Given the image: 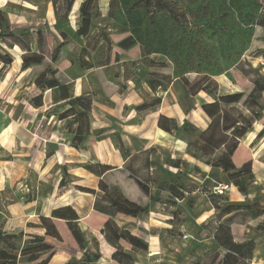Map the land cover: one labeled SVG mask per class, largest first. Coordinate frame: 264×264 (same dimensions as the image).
Listing matches in <instances>:
<instances>
[{
    "label": "rangeland",
    "instance_id": "rangeland-1",
    "mask_svg": "<svg viewBox=\"0 0 264 264\" xmlns=\"http://www.w3.org/2000/svg\"><path fill=\"white\" fill-rule=\"evenodd\" d=\"M56 1L59 14L63 15L70 0ZM83 1L85 0H75L70 12L69 22L74 30L82 20L79 9ZM124 1L88 0L95 29L108 33L112 42L107 48L103 43L95 55H90V62L97 64L103 49L106 48V52L111 51L112 61L119 62L105 67L104 70L116 86L113 83L103 86L101 70H95L96 66L89 69L79 67L78 64L83 62V59L77 56L82 53V46L73 35L61 43L63 39L60 31L54 27L55 17L47 16L49 8L53 5L50 0H8L1 6L9 19L15 22L12 25L24 23V26H34V31L36 28H42L48 41L42 63L24 71L13 65L17 56L23 52L22 49H8L7 45L0 44V52L8 51L14 57L11 65L0 62V131L3 132L8 127L19 133H29L28 130H31L37 134L35 142L39 143L42 138L49 140L47 152L55 151L56 144L52 142L57 139L59 133L67 131L68 120L59 119L64 104L57 103L59 98L56 90H46L43 93L44 105L39 110H35L36 107L31 104V99L41 92L34 80L44 70H50L48 76H56L62 82L72 81L71 79L77 77L83 78V82L80 81L84 86L83 94H88L85 96L94 100L93 106L99 104L117 115L122 114V106L121 103L115 105L110 93L117 89L122 90L125 84L129 85L124 70L125 64H129L130 72L135 76L132 82L143 101L158 96L164 97L169 93L175 96L180 104V101L185 99L183 76L189 77L191 83L200 81L201 86H208L216 95L214 91L211 94L201 90L197 95L188 98V101L196 104L192 110L191 123L198 131L173 133V136L185 141L187 145L189 141L199 140L202 130L208 127L206 123L209 125L211 122L202 109V101L212 102L218 95L243 92L239 102L224 107L250 126L233 157L238 165L252 159L253 175L241 179V185L247 189V193L244 194L236 186H232L225 195L215 196L216 182L230 183L228 175L218 167L208 164V161L214 159L213 156L200 155L197 159L187 152V158L192 161L187 167L183 166L186 172L180 182H183L190 192L185 193L184 199H175L168 193L161 192L160 198L166 202L150 201L155 213L149 212L147 215L166 222L167 213L168 223H161L165 228L142 230L141 235H159V254L151 256L149 249L145 252L135 250L124 238L121 239V245L134 257L132 264H264V134L257 137L264 129V92L255 91L253 85L254 80L264 74V0H164L184 13L178 21L170 17L166 8L156 5L155 0ZM128 11L136 14L132 19H139L142 30L153 28L159 35L172 31V39L165 41V37L160 38L165 46L164 53L156 52L144 57L142 43L133 41L135 45L126 47L119 44L131 36V18ZM62 27L64 28V25ZM47 28H50L51 33ZM172 41L177 43L173 46ZM197 41L202 44L201 47H196ZM34 49H37L36 45ZM189 52L197 54L192 53V58H188ZM54 53L57 54L56 58L53 57ZM90 62L85 60L84 63ZM151 73L161 76L163 87L166 89L158 87L155 91L151 90L153 96L144 89L148 88L146 81ZM126 109L128 108L124 109V113ZM201 111L205 113V117ZM143 118L144 113H139L135 119L141 121ZM105 132L106 129L97 130V137H103ZM219 134L218 132L217 136ZM66 135L70 143L71 136L67 133ZM113 136L116 144H121L124 150L122 135L116 132ZM2 140L4 139H0ZM130 143L126 145L128 151L144 146L140 140L132 139ZM1 149L0 145L2 174L6 170L4 164L11 155ZM170 158L172 157L168 151L161 146L152 147L134 154L127 162V167L149 185L151 194H155L160 192L157 191L161 181L158 177L166 175L167 170L169 172ZM176 158L182 157L177 155L174 159ZM17 166L10 165V171L19 174ZM151 166L154 169H151ZM194 166H199L202 172H196ZM172 170L174 173L170 174L175 177L179 175L178 169ZM24 180L31 191H37L38 179L34 171ZM48 188L43 186L41 191H47ZM12 198H15L12 189L0 191L1 227L4 225L5 205ZM257 210L259 214L255 217L253 211ZM147 215L138 217L144 222L148 219L145 218ZM221 223L230 226L236 242H251L246 258L237 255L225 257V249L217 244L214 237Z\"/></svg>",
    "mask_w": 264,
    "mask_h": 264
},
{
    "label": "trees",
    "instance_id": "trees-1",
    "mask_svg": "<svg viewBox=\"0 0 264 264\" xmlns=\"http://www.w3.org/2000/svg\"><path fill=\"white\" fill-rule=\"evenodd\" d=\"M53 3L54 13H55V24L54 27L59 30V34L62 37L64 43L69 36L73 35L75 40L81 44L82 53L77 57L83 59V62L79 63V67L84 69L93 68L94 66L109 67L112 61L111 51L106 52L105 49L107 45L111 44V38L108 33L100 32L95 29L92 22V11L88 0L82 2L79 11L82 14V20H80L79 27L74 30L70 25V12L75 0H70L65 8L63 15L59 14L57 8V1L50 0ZM123 2H125L123 0ZM156 5H161L168 11L170 17L178 21L180 17L184 15L183 12L179 11L173 4L164 0H155ZM131 21L130 29L131 36L125 38L119 44L126 47L135 45V42L142 43L144 47V57L156 52H163L165 46L160 41L165 37L167 39H172V31L167 34L159 35L155 29L142 30L139 19L134 20L133 17L136 14L132 11H128ZM129 19V16H128ZM64 25V28L62 27ZM34 26H14L12 25L8 14L6 11L0 7V44L7 45L8 49H12L15 46H19L22 51V70H27L34 66L42 63L44 56V49L47 46V36L42 28H36L34 31ZM49 33H51L50 28ZM169 33V34H168ZM35 35V36H34ZM13 40L11 43L9 41ZM131 40V41H130ZM135 41V42H133ZM105 43L106 48L100 52L98 56L97 64L90 62V55L96 54V51ZM177 42L172 41L171 44L174 46ZM36 45L37 49H34ZM196 47L198 45L201 47L200 42H196ZM104 48V47H103ZM162 50V51H160ZM106 52V53H105ZM192 53H187L188 58H192ZM88 54V55H87ZM87 55V58H86ZM57 54L54 53L56 58ZM117 57L115 58V60ZM89 61L90 63H84ZM14 61V57L8 51L0 52V62L5 65H11ZM118 61V60H116ZM50 70L42 71L34 80V84L40 89V94L34 96L31 99V104L40 108L44 105L43 93L46 90H56L57 103L64 104V109L60 112L59 119L62 121L68 120L66 127V133L71 135L70 145L76 149L83 147L88 136L91 134V117L93 109V99L88 96V94L75 95L74 82L65 81L62 82L56 76H48ZM53 73V72H52ZM125 73L127 78L135 76L130 72L129 64H126ZM76 79V78H74ZM212 81V80H211ZM147 84L151 90L155 91L158 87L166 90L163 87L161 76L151 73L147 79ZM184 87V97L185 99L180 101V105L185 113L191 112L195 109L196 104L188 101V98H192L197 95L201 90L209 91L213 94V89L208 88V86H201L200 81H195L191 83V80L187 76H183L182 79ZM254 90L257 92H264V74L260 75L254 80ZM215 95L216 92L214 91ZM243 92L229 93L224 95H218L215 97L214 101L207 102L202 101L203 111L210 117L211 122L205 130H202L201 136L195 142L189 141L188 152L195 158L199 159L200 155L213 156L214 159L208 161L211 166H216L224 173L228 175L230 183L216 182L219 184H231L236 186L242 193L246 194L247 189L241 185V179L244 176H252V159L243 161L240 165L236 164L234 154L239 147L240 140L248 133L250 126L242 122L238 117L233 115L224 105L237 103L241 100ZM187 99V100H186ZM162 98L160 96L153 98L152 100L145 101L142 104L136 106L138 112L153 110L160 105ZM158 125L161 129L169 133H180V132H193L198 131V128L194 126L189 120H185L182 125H179L175 118L167 117L161 115L159 117ZM218 132L220 133L219 136ZM264 134V129L261 130L257 137H262ZM219 152V154H217ZM200 153V154H199ZM53 152L47 153V156L52 155ZM169 163L178 169L179 175L176 177L171 174L168 179L161 180L158 185V190L155 194H151L149 185L144 181L137 179L139 186L142 190L150 197L151 201L155 202H166L160 198V193L164 191L169 195L173 196L175 199H184L185 193H189L190 190L186 189L183 185L181 178L184 177V172L186 170L183 168L184 165L188 166V162L181 158L169 159ZM85 168L92 173L101 176L111 167L109 165L102 164H86ZM194 170L201 173L202 170L199 166H194ZM133 173V172H132ZM182 173V174H181ZM132 175H135L133 173ZM203 175L206 174L203 172ZM69 177V179H67ZM69 181H73L66 167L63 168V178L60 182V186H65ZM214 186V187H215ZM77 188L83 192L95 194L97 191L92 188L77 186ZM98 197L95 203V209L99 212L105 213L110 216H115L117 213L121 212L127 215H142L148 214L150 211V204H141L130 200L127 198L119 186L110 185L105 181L101 180L99 183ZM107 193V194H106ZM215 196H223L214 192ZM32 199V198H27ZM259 214L258 210L253 211V215L257 217ZM52 218L63 219L66 221L68 228L77 242L79 248L83 251V256L81 259H71L68 264H101L100 259L102 257L99 247V242L96 238L92 239L90 242L87 241L85 233L79 225V214L76 209L71 205H65L55 208L51 217L41 218V225L46 228L47 235H51L55 238H61L60 234L52 221ZM107 240L116 248L112 255V264H132L134 262V257L128 253L121 245V239H126L131 247L140 252L148 251L149 245L147 241L139 236L132 234L127 228H121L115 225L114 221L111 219L109 225L104 227L102 230ZM23 232L11 233L4 231L0 226V264H18L19 253L23 247ZM215 240L217 244L224 248L226 251V256L237 255L240 258H246L248 254V245L251 242L238 243L234 240L231 233V228L228 224L221 223L215 231ZM44 243V237L35 235L33 238L24 241L25 247H30L32 245H41ZM28 244V246H26ZM40 258V254L33 253L28 257V262L37 261ZM51 259V255L42 259L38 264H48Z\"/></svg>",
    "mask_w": 264,
    "mask_h": 264
},
{
    "label": "crops",
    "instance_id": "crops-1",
    "mask_svg": "<svg viewBox=\"0 0 264 264\" xmlns=\"http://www.w3.org/2000/svg\"><path fill=\"white\" fill-rule=\"evenodd\" d=\"M7 1L0 0V7L6 4ZM48 15L49 17H55L53 5L49 8ZM10 21L11 23H15L12 19ZM18 26H24V23H20ZM14 48L16 50L21 49L19 46ZM23 53L20 54L22 55ZM20 56H17V60L14 61L13 65H17L20 71H23L22 57ZM116 62L119 61L112 62L110 65ZM105 67H95V70H101L103 86H106L107 83H113L110 76L105 72ZM126 79L129 85L125 84L122 90L117 89L110 93V97L115 105L121 103L122 114L110 113V110L99 106V104L95 107L93 106L91 117L92 130L83 148L76 149L71 146L68 138H66V133H59L57 139L52 142L56 144L55 151L52 155L47 156L49 140L42 138L39 143L35 142L37 134L33 131L28 130L29 133H19L14 131L12 127H8L3 132L0 131V137L3 135L0 139H4L0 141L1 150L11 155V158L6 160L7 162L4 164L6 168L5 173H0V191L12 189L15 194V198H12L5 205L4 225L2 229L11 233L23 232L24 234L23 247L19 253L18 264H38L49 255H51V259L48 264H68L71 259H81L83 251L73 238L65 220L52 218L60 234L61 238L59 239L47 235L46 228L41 225V218L51 217V213L55 208L65 205L73 206L78 212V222L85 233L87 241L90 242L94 238L98 240L102 255L100 259L101 264H112V255L116 250L102 231L104 227L109 225L111 219L115 225L127 228L132 234L144 238L149 245L151 256L159 254L158 250L161 247L159 235L152 233L141 235L143 234L142 230L165 228L162 224L168 223L169 215L165 213L166 222H162L150 218V215L144 214L147 215L145 218L148 219H145L143 222L138 217L139 215L133 216L119 212L115 216H110L99 212L95 209V203L99 196L98 192L100 191L99 183L103 180L110 185H117L130 200L141 204H151L150 197L137 182V179L141 180V178L136 174L132 175L131 169L127 167V162L136 153L138 154L152 147L160 148L161 146V148L168 151L172 157L171 159L179 155L182 157L181 159H187L186 161L191 163L192 160L187 158L188 145L186 142L173 136V133L161 129L158 121L159 117L164 115L175 118L177 123L182 125L185 120L193 121L191 118L193 113L192 111L185 113L175 96L169 93H166L164 97L160 96L162 100L156 109L138 112L136 106L145 101L142 100L134 88V82H132L131 77H126ZM71 80L75 82V95H81L84 86L80 81L83 82V78L77 77ZM114 86L116 85L114 84ZM144 89L152 96L154 95L153 90L151 91L149 86ZM125 108L128 109L124 113ZM39 109L35 108V110ZM139 113H144L145 118L141 121H136V115ZM201 113L204 117L206 116L203 111ZM206 126H208V123H206ZM100 129H106V132L103 137L98 138L97 130ZM116 132L122 135L124 150H122L121 144L117 145L115 142L113 133ZM132 139L142 141L144 146L140 149L133 148L131 151H128L126 145L128 143L131 144ZM36 145L39 146L36 147ZM35 156L36 158H34ZM97 163L109 165L111 168L101 176L85 168L86 164ZM0 165L3 167V163ZM10 165H18L19 174L10 171ZM169 165L171 166L169 167V172L167 170L166 175L161 178L158 177L160 180L168 179L171 175L170 173H174L172 169H177L170 163ZM165 166L167 167V165ZM64 167H66L73 181H69L65 186H60ZM151 169H154V167L151 166ZM33 171L36 173L38 179L37 191H31L26 180H24ZM43 186H48V190L41 191ZM77 186L95 189L97 193L83 192ZM28 191H31V193L27 194ZM152 208L153 205H150L149 212L151 214L155 213L152 211ZM35 235L43 236L44 243L25 247L24 241L33 238ZM33 253L40 254V258L37 261L28 262V257Z\"/></svg>",
    "mask_w": 264,
    "mask_h": 264
},
{
    "label": "built area",
    "instance_id": "built-area-1",
    "mask_svg": "<svg viewBox=\"0 0 264 264\" xmlns=\"http://www.w3.org/2000/svg\"><path fill=\"white\" fill-rule=\"evenodd\" d=\"M233 185L231 184H219L214 187V192L217 194H226L228 190L232 188ZM186 236V235H185Z\"/></svg>",
    "mask_w": 264,
    "mask_h": 264
}]
</instances>
